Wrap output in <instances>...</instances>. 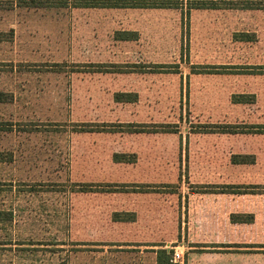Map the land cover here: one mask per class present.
Returning a JSON list of instances; mask_svg holds the SVG:
<instances>
[{
    "label": "rangeland",
    "instance_id": "obj_1",
    "mask_svg": "<svg viewBox=\"0 0 264 264\" xmlns=\"http://www.w3.org/2000/svg\"><path fill=\"white\" fill-rule=\"evenodd\" d=\"M17 2H0V264H186L219 237L264 264V0Z\"/></svg>",
    "mask_w": 264,
    "mask_h": 264
},
{
    "label": "crops",
    "instance_id": "obj_2",
    "mask_svg": "<svg viewBox=\"0 0 264 264\" xmlns=\"http://www.w3.org/2000/svg\"><path fill=\"white\" fill-rule=\"evenodd\" d=\"M254 216V215H253ZM195 243H202V244H209L208 239L197 240ZM227 242L225 240L218 238V240H214L211 245H215L214 247H199L191 246L188 250V257L186 260V264H243V261L246 264H251L250 262H255L257 258L251 256L250 258L248 255L238 252V242L236 243L235 249L231 250L230 252L227 251L225 245ZM264 249V248H260ZM245 256V259L243 258ZM252 264H257L252 263Z\"/></svg>",
    "mask_w": 264,
    "mask_h": 264
},
{
    "label": "trees",
    "instance_id": "obj_3",
    "mask_svg": "<svg viewBox=\"0 0 264 264\" xmlns=\"http://www.w3.org/2000/svg\"><path fill=\"white\" fill-rule=\"evenodd\" d=\"M19 0H0V2H7L9 4H18ZM204 5V6H203ZM136 7H160V8H166V7H172L171 4H168V3H165V2H162L161 4H146L144 6H136ZM197 8H207L209 6H206L205 4H198V6H196ZM128 39V38H126ZM118 97H121L119 99L122 100V97L123 95L119 96ZM118 99V98H117ZM119 100V101H121ZM0 101H5L4 98L0 97ZM117 161H123L121 158L117 159ZM254 161V158L253 156H240V155H236L234 158H233V162L234 163H237V164H247V163H253ZM255 187H259V186H255ZM248 219H245V220H242V222H251L253 220V216L250 214L249 216H247ZM233 218H235V216H233ZM228 247V246H226ZM172 251L170 250H167L165 248H161L157 251V264H172L171 263V259H172Z\"/></svg>",
    "mask_w": 264,
    "mask_h": 264
},
{
    "label": "built area",
    "instance_id": "obj_4",
    "mask_svg": "<svg viewBox=\"0 0 264 264\" xmlns=\"http://www.w3.org/2000/svg\"><path fill=\"white\" fill-rule=\"evenodd\" d=\"M182 255H183V253L176 249L174 252V255L171 259V263L172 264H181V262L183 260Z\"/></svg>",
    "mask_w": 264,
    "mask_h": 264
}]
</instances>
